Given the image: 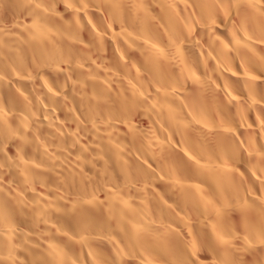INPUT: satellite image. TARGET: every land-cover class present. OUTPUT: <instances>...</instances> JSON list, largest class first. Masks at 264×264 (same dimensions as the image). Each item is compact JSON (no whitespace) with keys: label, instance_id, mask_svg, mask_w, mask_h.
<instances>
[{"label":"clouds","instance_id":"obj_1","mask_svg":"<svg viewBox=\"0 0 264 264\" xmlns=\"http://www.w3.org/2000/svg\"><path fill=\"white\" fill-rule=\"evenodd\" d=\"M0 264H264V0H0Z\"/></svg>","mask_w":264,"mask_h":264}]
</instances>
